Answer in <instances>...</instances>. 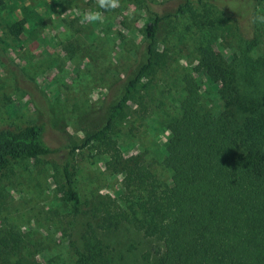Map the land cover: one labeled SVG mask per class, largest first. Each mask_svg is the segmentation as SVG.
<instances>
[{
  "label": "rangeland",
  "instance_id": "1",
  "mask_svg": "<svg viewBox=\"0 0 264 264\" xmlns=\"http://www.w3.org/2000/svg\"><path fill=\"white\" fill-rule=\"evenodd\" d=\"M6 2L0 12V128L42 124L46 144L59 150L39 161H14L0 173V236L8 230L20 233L22 251L35 264L76 263L71 246L83 235L106 244L112 264H148L146 256L155 259L162 243L116 215L124 210L130 216L143 193L127 183L123 169L138 164L159 183L170 182L163 147L186 73L204 98L215 96L219 108L238 113L264 106L257 63L264 52V24L254 23L264 14V3L120 0L117 9L101 10L103 23L82 24L81 14L95 9V0H16L17 8ZM24 6L35 14L15 39L7 23L21 18ZM231 10L240 12L237 21L228 19ZM156 16L154 46L162 70L118 113L107 138L82 146L107 123L113 105L147 61L145 27ZM205 50L213 51L231 76L229 99L194 70ZM70 151L76 207L62 192V160ZM106 205L111 219L120 221L102 229L98 224Z\"/></svg>",
  "mask_w": 264,
  "mask_h": 264
},
{
  "label": "trees",
  "instance_id": "2",
  "mask_svg": "<svg viewBox=\"0 0 264 264\" xmlns=\"http://www.w3.org/2000/svg\"><path fill=\"white\" fill-rule=\"evenodd\" d=\"M10 3L17 8L16 0ZM6 7V0H0V12ZM20 9L21 18L7 23L15 39L24 32L29 15L35 14L28 6ZM230 13L228 19L237 21L235 13L240 12ZM159 21L156 16L145 27L147 61L113 105L107 123L82 146L107 138L118 113L137 93L147 91L162 70V57L157 58L154 46ZM257 63L264 79V52ZM194 70L221 87L218 94L227 99L232 79L213 51L205 50ZM183 77V91L176 113L167 121L170 135L163 147L162 165L170 171V182L159 183L138 164L123 169L127 183L141 187L143 193L130 216L124 210L116 215L162 243V249H155V259L146 256L148 264H264V106L238 113L230 107L219 108L215 96L214 100L202 96L196 79L187 73ZM58 150L46 144L42 124L0 128V173L14 161H39ZM72 154L70 151L62 160V192L65 201L76 207L79 198ZM103 211L99 227L118 225L120 220L111 219L114 216L109 215L107 205ZM23 243L15 230L0 236V264H35L23 253ZM71 248L76 255L74 264H112V250L100 239L83 235Z\"/></svg>",
  "mask_w": 264,
  "mask_h": 264
},
{
  "label": "clouds",
  "instance_id": "3",
  "mask_svg": "<svg viewBox=\"0 0 264 264\" xmlns=\"http://www.w3.org/2000/svg\"><path fill=\"white\" fill-rule=\"evenodd\" d=\"M96 8L85 10L81 14V23L95 24L97 22L103 23L104 16L101 10L104 12L113 11L120 6V0H95ZM254 23L264 24V14L257 15L254 19Z\"/></svg>",
  "mask_w": 264,
  "mask_h": 264
}]
</instances>
